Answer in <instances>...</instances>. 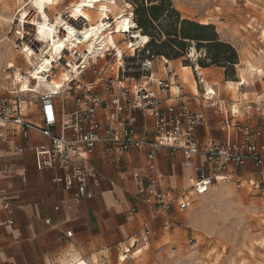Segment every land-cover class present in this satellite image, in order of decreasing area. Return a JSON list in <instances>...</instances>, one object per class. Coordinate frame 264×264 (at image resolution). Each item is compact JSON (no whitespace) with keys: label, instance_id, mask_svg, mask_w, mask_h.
<instances>
[{"label":"built area","instance_id":"built-area-1","mask_svg":"<svg viewBox=\"0 0 264 264\" xmlns=\"http://www.w3.org/2000/svg\"><path fill=\"white\" fill-rule=\"evenodd\" d=\"M127 15L131 21L130 31L137 30L133 10ZM61 18L62 24L75 30L91 28L85 16L63 12ZM96 23L108 34L107 38H104V42H97L92 51L81 42H75L70 48H62L50 61L47 77H55L60 68L68 73L67 79L57 90L41 92L32 111L23 110V101L18 97L21 92H17V89L0 93V145L12 137L22 138L24 146L18 149L22 151L27 148L33 152L38 170H61L62 176L52 178L55 184L64 181L76 183L75 200L90 196V186L104 180V176L87 160L96 144L103 145L104 152L112 158L115 166H119L122 159L134 150H144L149 162L157 158L162 148H167L171 154L179 152L182 154V167L192 170L188 178L190 186L179 195L162 190L163 179L156 173L144 174L133 170L135 195L151 208L154 217L168 216L173 207L184 211L191 205V198L207 192L214 183L232 180L236 170L248 164L254 167L256 177L244 181L264 190V101L257 100L240 108L237 101L223 99L216 85H208L201 75H197L201 88L193 95L198 99L200 109L193 110L182 99L181 88L166 62L163 72L167 78L156 76L155 57L150 54L148 41L138 45L128 43L118 52L119 42L111 39L117 33L114 17L108 12L92 25ZM62 24L57 26L55 35L64 38L66 31ZM0 32H3V28H0ZM10 32L15 37L16 50L19 49L23 57H26L24 48L38 52L44 44L38 40L34 24L21 22L19 18L16 23L11 22L7 33ZM122 33L125 42L134 40L129 31ZM14 69L11 67L7 70L12 74ZM88 74L95 77L94 81L85 80ZM237 84L242 85L240 81ZM97 85L103 87L109 98L100 96ZM159 93L166 96H159ZM99 110L113 111L118 118L114 124L102 122L98 118ZM135 111L152 118L151 138L139 132ZM250 113L255 114L256 118L248 116ZM210 115L218 116L220 130H230L234 137L223 140L211 137L204 143L199 142L197 129L208 123ZM32 133L45 137L49 144H30ZM3 172L12 173V164H5ZM118 173L123 174L121 167H118ZM236 181L240 183V177ZM2 192L4 188L0 187ZM0 201L7 213L11 214L10 201ZM135 210L136 207H133L132 211ZM6 223L13 224V220L9 219ZM182 225V222L177 223V226ZM144 232L149 234L147 226ZM64 236L70 234L65 233ZM194 244L195 238L187 239V246ZM170 252L177 254V247H171Z\"/></svg>","mask_w":264,"mask_h":264},{"label":"crops","instance_id":"crops-1","mask_svg":"<svg viewBox=\"0 0 264 264\" xmlns=\"http://www.w3.org/2000/svg\"><path fill=\"white\" fill-rule=\"evenodd\" d=\"M57 4L62 13L67 12L71 0ZM46 11L48 16L52 13L49 8ZM91 14L93 21H96V14L94 12ZM241 22H244L241 16L237 18L228 16L213 20L210 24L215 27L220 41L229 43L237 50L239 37L233 29L234 24ZM132 38L136 40L133 35ZM238 59L240 60V55ZM13 60V54H10L4 65H0L1 71L5 72L10 68ZM164 61L169 63L166 59ZM182 67L181 71L174 68L175 82L181 88L182 99L193 110H199L200 104L193 95L197 90L193 91L191 87L189 88L190 85L185 84L188 82L185 80L192 74L191 68ZM196 68L200 69L198 65ZM203 70L208 75V81L218 80L224 75V68L219 66L211 65ZM154 72L160 78H167L160 65L154 67ZM240 75L244 76L243 73ZM94 79L95 77L90 74L85 78L86 81ZM251 85L252 83H246L245 91H238L237 85L236 93H232L225 86L227 90L223 99L237 101L236 104L240 108L257 100L264 101V81L255 89ZM216 88L219 92L217 86ZM96 90L102 98H109L101 85H97ZM171 91H174L173 87ZM254 92L258 95L257 98L253 95ZM236 94L237 99H233ZM159 96L166 95L159 93ZM134 116L139 132L146 138H151L152 118L140 111H135ZM248 116L256 118L253 113ZM98 118L102 122L114 124L118 115L113 111L99 110ZM218 120V116L210 115L208 123L198 127L199 142L204 143L211 137L220 140L234 137L230 130H220ZM144 130L147 132L143 133ZM29 142L32 145L49 144L45 137L37 133L30 135ZM22 146L24 140L19 136L12 137L0 145V187L4 188V192L0 193V200L8 199L13 210L11 214L7 213L0 201V264H62V261L73 264L77 258H82L90 264H117L120 255L127 254L129 249L134 250L139 244L144 245V248H153L155 242L165 237L163 229H167L170 222L176 226L181 222L171 218L169 212L168 216L154 217L151 208L143 204L141 198L136 197V184L133 178V170H139L144 174L154 172L163 179L162 190L172 195L181 194L190 184L188 178L192 170L182 167V154L179 152L171 154L167 148H162L157 158L149 162L144 150H134L122 159L119 166H115L112 158L104 152L103 145L96 144L88 154L87 160L104 176V180L98 185L90 186L92 191L90 196L75 200L73 196L76 183L64 181L59 185L55 184L52 178L62 176V171L38 170L35 167L33 152L27 148L19 151L18 148ZM5 164H12V173L3 172ZM118 167L123 169V174L118 173ZM252 173L256 174L255 169L248 164L236 170L233 176L242 177ZM255 177L256 175L253 179ZM184 186V190L175 192ZM133 207H136L135 211H132ZM9 219L13 220V224L6 223ZM145 226L150 230L149 234L144 232ZM65 233H69L70 236H64ZM162 252L163 249L152 261L161 263L164 258ZM68 256L73 258L68 260Z\"/></svg>","mask_w":264,"mask_h":264},{"label":"rangeland","instance_id":"rangeland-1","mask_svg":"<svg viewBox=\"0 0 264 264\" xmlns=\"http://www.w3.org/2000/svg\"><path fill=\"white\" fill-rule=\"evenodd\" d=\"M65 1L60 0L59 3L64 4ZM77 1L79 0H71V4ZM170 1L174 10L179 14L180 20L185 19L198 24L201 22L210 24L213 20L228 16L235 18L241 16L244 22L234 24L235 27L233 29L239 37V43L236 48L238 56L240 55V60L238 59V62L232 67L233 69L225 67L222 78L208 81V75L203 70L204 67L197 62V58L201 56V63L203 65L209 64V60L203 57L206 47L203 46L196 52L192 41L187 42L182 51L178 49L179 47L171 45L172 49L180 52V56L173 60L165 56L155 57L154 67L160 65L163 72L164 59L169 61L166 64L172 72H174L175 67L177 71H181L182 66H190L192 74L189 75L188 80H185L188 81L185 84L190 85L189 88L191 87L193 91L195 89L199 91L201 85L197 81V75H201L208 85L214 84L218 87L222 98H225L224 92L227 90L225 86L232 93L237 92L235 84H232L233 88H230L228 82H239L238 76L240 73L244 74L246 83H252L253 89L262 84V81H264V0H245L246 2H243V0ZM31 2L32 0H0V17L8 20L7 22L0 20V28H3V32H0V37H6L11 41L9 44L0 45V65H4L5 60L8 59L10 54H13L14 60L11 67L16 68L14 69V74H11L9 70L2 72L0 67L1 94L13 89L18 90V85H12V79L19 75L27 77L30 71L25 57L19 54V49L16 50L15 48L14 35L12 32L7 33V31L12 21L16 23V19L19 17L18 9L27 10L29 15L26 20L31 21V18L35 15ZM71 4L67 8L68 13L70 12ZM58 5L49 6V10L52 12L49 14L50 21L55 20L58 15L61 16L62 12L57 7ZM134 9V4L128 0H116L115 6H109L111 16L124 10L123 13L125 14L122 17L127 19L129 18L127 14ZM88 12L90 17H92V12L96 14L95 9ZM96 16L98 19L99 15L96 14ZM93 22L95 21L92 19L90 23ZM179 27V24L161 17L159 22L147 28V32L159 36L158 38L160 39H165L164 34L166 32L171 33L173 28L177 29ZM128 31L132 37L133 34L129 28L124 30V32ZM113 38L119 42L120 46L117 47L121 48V50L127 45L128 41L125 42L122 31H117ZM24 49L27 50L28 48ZM197 65L200 69L196 68ZM64 73V70L59 68L56 76L51 78L58 81ZM176 75L178 76V74ZM180 82H182L181 78ZM245 84L239 86L238 91H245L244 89H247L244 88ZM30 86L32 87V84ZM44 90L39 88L35 93L18 94L19 99L23 101L21 104L23 110L32 111L37 104L39 94ZM253 95L255 98L258 96L255 92ZM233 99H237V94L234 95ZM255 175L254 173L243 175L240 177V183L236 181L238 177L232 176L230 181H219L212 184L207 192L191 198V205L182 212L177 211L174 207L171 208L169 210L170 217L181 221L183 225H171L170 222L167 229H163L165 237L155 242L153 248H144V245L139 244L134 250L132 249L125 254L127 258H125V261H118L117 264H264V190L255 187L254 184H250L248 181H244L254 178ZM184 189L185 186L175 192H180ZM191 236L195 238L193 247L186 245L187 239ZM171 247H177L178 253L176 255L171 254ZM140 249L141 251L136 253ZM162 249L164 257L162 262H153L155 255ZM72 258L73 256L67 257L68 260Z\"/></svg>","mask_w":264,"mask_h":264},{"label":"bare ground","instance_id":"bare-ground-1","mask_svg":"<svg viewBox=\"0 0 264 264\" xmlns=\"http://www.w3.org/2000/svg\"><path fill=\"white\" fill-rule=\"evenodd\" d=\"M60 0H32L31 5L35 10V15L31 18L30 23L34 24L36 27V35L40 42L44 43L42 48H39V51L32 52L29 48L26 51V61L28 66L30 67V71L27 77H20L17 76L16 78L12 79V85H18L19 89L17 92L27 93V92H37V89L43 88L45 90H57L60 87V84L67 79L68 73L64 70V74L62 78L58 81L52 78H48L49 76V63L52 59L55 58V55L60 52L62 48L65 47H72L75 45V42H81L85 45V47L92 51L94 47L97 46V42H104V38H107L108 34L104 33L102 29L99 28L100 25L96 23V25H92L90 23L91 28H83L81 31L75 30L71 26L67 24H62V18L60 15L55 17V21L51 22L49 16L47 14V8L51 5H55ZM116 4V0H79L70 6V12L73 16H85L89 22H91L92 17H90L89 10H96V14L99 15L98 19L101 16H105L109 12V6ZM129 7L128 4H126ZM121 11V10H120ZM124 10L119 13L112 14V17L115 19V29L116 31H124L127 28H130L131 21L128 18L122 17ZM18 18L21 22H29L26 19L28 18V11L25 9H18ZM111 13V12H109ZM127 19V20H126ZM0 20L3 22H7L8 20L4 17H0ZM62 24L64 30L66 31L65 37H58L55 35L57 26ZM200 24H209L207 22H201ZM133 36L136 40H131L128 43L131 45H138L143 44L148 41L146 35L141 34V32L135 30L132 31ZM106 35V36H105ZM113 39V36L111 37ZM11 41L6 37H0V45L4 43H10ZM20 49L22 47L20 46ZM117 51L121 52V48L117 47ZM194 51V49H193ZM29 53V54H28ZM194 54V53H193ZM196 55V54H195ZM184 69H188V67L183 66ZM261 71V70H260ZM14 74V73H13ZM240 81L243 84L246 83L245 77L240 75ZM230 87H233L232 84L237 86L235 82H228ZM241 83V82H240ZM32 84V87L30 86ZM127 249V248H125ZM128 251V250H127ZM130 251V249H129ZM128 251V252H129ZM137 250L136 253L140 252ZM127 252V253H128ZM135 253V254H136ZM125 254L119 256V261L125 260ZM62 264H67L66 262L62 261ZM74 264H89L84 259H76Z\"/></svg>","mask_w":264,"mask_h":264},{"label":"trees","instance_id":"trees-1","mask_svg":"<svg viewBox=\"0 0 264 264\" xmlns=\"http://www.w3.org/2000/svg\"><path fill=\"white\" fill-rule=\"evenodd\" d=\"M135 6L133 10L136 29L141 34L149 37L147 46L153 57L165 56L173 60L180 56L178 50L171 48V45L179 47L183 50L187 42H194V49L197 52L199 48L206 47L204 56L209 60V64L201 63V56L197 58V62L202 67L216 65L219 67L231 68L238 62L237 50L229 43L220 41L216 34L215 27L212 24H198L189 20H180L179 14L174 10L170 0H128ZM161 17H165L173 23L179 24V28H173L171 33L166 32L165 39L158 38L147 32V28L155 25L160 21ZM155 48V49H154ZM163 58V57H162Z\"/></svg>","mask_w":264,"mask_h":264}]
</instances>
